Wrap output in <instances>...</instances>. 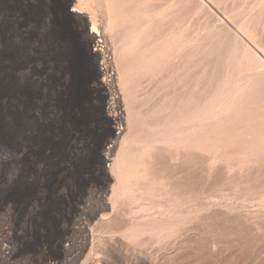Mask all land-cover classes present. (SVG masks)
Listing matches in <instances>:
<instances>
[{"label": "rangeland", "instance_id": "rangeland-1", "mask_svg": "<svg viewBox=\"0 0 264 264\" xmlns=\"http://www.w3.org/2000/svg\"><path fill=\"white\" fill-rule=\"evenodd\" d=\"M74 1L0 0V264H264V0H91L113 144Z\"/></svg>", "mask_w": 264, "mask_h": 264}, {"label": "bare ground", "instance_id": "bare-ground-1", "mask_svg": "<svg viewBox=\"0 0 264 264\" xmlns=\"http://www.w3.org/2000/svg\"><path fill=\"white\" fill-rule=\"evenodd\" d=\"M91 0H75L74 2V4L72 5V2H71V4L70 5H72V7H71V9H69L70 11H72V12H75V13H78V14H84V13H87V12H89V13H91V18H92V21H91V33H95V35H97L98 36V39L96 40V47H97V49L96 50H98V51H100V53H101V55H102V61H101V64H102V66H103V70L105 71L104 72V75H107L106 74V72H107V70H109L110 68H111V65H112V63H111V60L107 57L108 55H107V48H106V40H104L103 38H101V34L98 32V29H97V27H96V25H95V19L96 18H94V13H92L91 11H90V8H91V2H90ZM107 1V0H106ZM105 2V1H104ZM111 4H112V2L111 1H109ZM97 4V3H96ZM96 4H95V6H96ZM114 6H116V4L114 5ZM113 6V7H114ZM70 7V6H69ZM98 7V6H97ZM108 7V6H107ZM112 6H111V8H113ZM144 7V6H143ZM98 9V8H97ZM99 11V10H98ZM107 12H109V10L107 11ZM82 16H84V15H82ZM108 16V15H107ZM122 19V18H121ZM109 21H111V20H109ZM122 21V20H121ZM97 24V23H96ZM118 24V23H117ZM136 26H138V25H136ZM144 26V25H143ZM137 34H138V32H137ZM137 34H136V36H137ZM135 36V35H134ZM174 37V36H173ZM132 38V37H131ZM137 38V37H136ZM241 38V37H240ZM119 42V41H118ZM168 46V45H167ZM169 46H171V45H169ZM168 46V47H169ZM243 46V45H242ZM250 46V45H249ZM248 46V47H249ZM252 48V47H251ZM249 50H251V49H249ZM156 51V50H155ZM164 51V50H163ZM253 51V53L255 52L254 50H252ZM160 53V52H159ZM158 53V54H159ZM151 55V54H150ZM253 56V55H252ZM257 56H258V54H257ZM254 57H255V55H254ZM261 57V56H260ZM260 57H259V60H257L258 62L260 61H262L261 59H260ZM148 58V57H147ZM262 58V57H261ZM153 59V58H152ZM250 59V58H249ZM153 62V61H152ZM262 62H264V61H262ZM144 63V62H143ZM146 65V64H145ZM249 68V67H248ZM246 69V68H245ZM262 69H263V67H262ZM241 76V75H240ZM110 78V82H109V80H106V85L108 86L110 83H112L113 82V84H114V76H113V78H112V76L110 75V76H107V79H109ZM246 78V77H245ZM248 79V78H247ZM235 80H237V79H235ZM241 81V80H240ZM232 82V81H231ZM233 87H234V85H233ZM106 89V88H105ZM234 89V88H233ZM215 94V93H214ZM235 94V93H234ZM218 96V95H217ZM231 96V95H230ZM218 98V97H217ZM233 99V98H232ZM107 100V99H106ZM215 100V99H214ZM186 103V102H185ZM204 104V103H203ZM206 104V103H205ZM183 105V104H182ZM201 106V105H200ZM199 106V107H200ZM205 107V106H204ZM200 108H202V107H200ZM176 109V108H175ZM109 111V113L110 114H108L110 117H111V122L113 123V125L115 126V128H116V130H117V132L115 133V136L114 137H112L111 138V143L113 144V143H115L116 141H117V139L119 138V134H121L122 133V131H123V129H124V127H123V123H122V118H123V109H121V107H120V104H119V101H118V99L117 100H114V99H112V102H111V104H110V106H109V109H108ZM203 111V110H202ZM215 111V110H214ZM158 113V112H157ZM215 114H216V112H215ZM221 114V113H220ZM189 115H191V114H189ZM188 117V116H187ZM196 117V116H195ZM200 118H202L201 116H200ZM175 119H178V118H175ZM210 119V118H209ZM173 120V119H172ZM172 120H171V122H172ZM188 120V119H187ZM134 121V120H133ZM185 121V120H184ZM177 122H179V121H177ZM171 124H173V123H171ZM202 124V123H201ZM141 126V125H140ZM139 126V127H140ZM157 126V125H156ZM155 126V127H156ZM170 126V125H169ZM176 127V126H175ZM175 127L173 128V129H175ZM168 128V127H167ZM172 128V127H171ZM156 130V129H155ZM176 130V129H175ZM190 130V129H189ZM161 132V131H160ZM151 133V132H150ZM186 133V132H185ZM189 133V132H188ZM140 134V133H139ZM161 134H162V132H161ZM168 134H170V133H168ZM177 134V133H176ZM175 134V135H176ZM159 136V135H158ZM164 136V135H163ZM162 136V137H163ZM178 136V135H177ZM136 137V136H135ZM166 137V136H165ZM170 137H172V136H170ZM174 137H176V136H174ZM169 138V137H168ZM179 138V137H178ZM127 139H128V137L126 136H124V138H121V142H120V147H119V152H118V154L116 155V157H114V159H113V163H111L112 164V171L116 174V176H117V179H118V185L116 186V187H114V190H113V192H112V197H116L117 195H118V193H121L120 191L123 189V185H124V183H125V181L126 180H128V177H127V179H125L126 178V169H127V164L129 165V162L127 163V161H126V151L130 148L129 147V145L130 144H128V141H127ZM131 139V138H130ZM149 139H152V138H149ZM155 139V138H154ZM159 139H160V137H159ZM137 140V139H136ZM145 141V140H144ZM161 141V140H160ZM177 141V140H176ZM150 142V141H149ZM183 142V141H182ZM141 143V142H140ZM144 143V142H143ZM143 143H142V146H143ZM148 143V142H147ZM112 144H110L106 149H105V158L106 159H109V160H112V156H111V152H112ZM134 144V143H133ZM138 144V143H137ZM158 144V143H157ZM135 145V144H134ZM133 145V146H134ZM148 145H150V143H148ZM152 145V144H151ZM153 145H154V143H153ZM131 146H132V144H131ZM132 146V147H133ZM145 146H147L146 145V143H145ZM156 146V145H155ZM154 146V147H155ZM115 147V146H114ZM134 147H136V146H134ZM133 147V148H134ZM151 147V146H150ZM153 147V146H152ZM140 148V146L138 147V149ZM170 148V147H169ZM114 149V148H113ZM131 149V148H130ZM137 149V151L138 152H140V150H138ZM117 151V150H116ZM133 151V150H132ZM136 151V150H135ZM143 151V150H142ZM141 151V153H143ZM130 152V151H129ZM128 152V153H129ZM131 154H132V152H131ZM140 154V153H139ZM175 155V154H174ZM130 156V155H129ZM140 156H141V154H140ZM104 157V156H103ZM111 157V158H110ZM133 157V156H132ZM135 157V156H134ZM129 158V157H128ZM138 160V159H137ZM139 161V160H138ZM136 165V164H135ZM108 166V165H107ZM130 166V165H129ZM134 168V167H133ZM137 170H139V169H137ZM138 172V171H137ZM108 175V174H107ZM130 175V174H129ZM136 176V175H135ZM134 176V177H135ZM111 177V176H110ZM130 177H132V175L130 176ZM139 177V176H138ZM142 178V177H141ZM136 182V181H135ZM134 182V183H135ZM136 183H138V182H136ZM135 183V184H136ZM112 184V183H111ZM130 184V183H129ZM129 184H126V188H127V186H129ZM132 185V184H131ZM111 188H112V185H111ZM130 188V187H129ZM135 193V192H134ZM132 194V196L134 195L135 196V194ZM127 194V193H126ZM129 194V193H128ZM127 194V195H128ZM131 195L129 194V197H130ZM103 197V196H102ZM109 197V196H108ZM133 198V197H132ZM141 198V197H140ZM106 199V198H105ZM97 200V199H96ZM114 200V199H113ZM126 200H128V198L126 199ZM135 200V199H134ZM106 201V200H105ZM111 201V200H110ZM119 202H121L120 200H118ZM88 202V201H87ZM123 202V201H122ZM121 202V203H122ZM126 202V201H125ZM94 203V202H93ZM99 203V202H98ZM103 203V202H102ZM111 203V202H110ZM109 203V204H110ZM127 203V202H126ZM97 204V203H96ZM114 204V203H113ZM112 204V205H113ZM87 205H89V204H87ZM93 205V204H92ZM99 205V204H98ZM115 205V204H114ZM113 205V206H114ZM86 206V205H85ZM103 206V205H102ZM107 206V205H106ZM110 206V205H109ZM113 206H110V208L111 207H113ZM89 207H90V205H89ZM93 207V206H92ZM97 207V206H96ZM121 207V206H120ZM98 208V207H97ZM105 209H106V207H104ZM103 208V209H104ZM107 209H108V207H107ZM97 210V209H96ZM129 210V209H128ZM132 210V209H131ZM89 211H90V209H89ZM100 211V210H99ZM98 211V212H99ZM130 211V210H129ZM111 212V211H110ZM132 212V211H131ZM135 212V211H134ZM133 213V212H132ZM115 214V213H114ZM125 214V213H124ZM127 215V214H126ZM106 218V217H105ZM113 219H117V217H112ZM104 220H106V219H104ZM108 220V219H107ZM103 221V220H102ZM127 221V220H126ZM99 222H101V221H99ZM122 224V223H121ZM122 245V244H121Z\"/></svg>", "mask_w": 264, "mask_h": 264}, {"label": "built area", "instance_id": "built-area-1", "mask_svg": "<svg viewBox=\"0 0 264 264\" xmlns=\"http://www.w3.org/2000/svg\"><path fill=\"white\" fill-rule=\"evenodd\" d=\"M95 44H94V50L97 49V47L95 46ZM102 68H103V66H102V64L100 62L99 69H100V72H101V85L104 88H106L105 89V92L107 93V100H106V104H105V109H106V112H107V115H108V114H110L108 112L109 111L108 109H109V106H110V104L112 102V99L117 100L118 99V95L116 94V91H115L113 82L110 83L108 86L106 85L107 84L106 83V80H109V82H110V78L107 79V76H110L111 75L112 78L114 76V71H113L112 67L109 70H107V72H106L107 75H104V72L105 71Z\"/></svg>", "mask_w": 264, "mask_h": 264}]
</instances>
